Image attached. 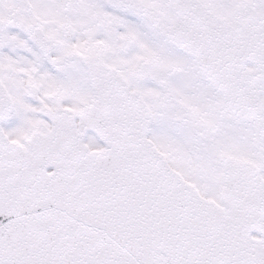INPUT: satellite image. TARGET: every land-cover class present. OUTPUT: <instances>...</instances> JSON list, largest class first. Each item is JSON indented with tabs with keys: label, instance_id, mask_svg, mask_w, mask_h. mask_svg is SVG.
I'll list each match as a JSON object with an SVG mask.
<instances>
[{
	"label": "snow or ice",
	"instance_id": "6c2138e0",
	"mask_svg": "<svg viewBox=\"0 0 264 264\" xmlns=\"http://www.w3.org/2000/svg\"><path fill=\"white\" fill-rule=\"evenodd\" d=\"M0 264H264V0H0Z\"/></svg>",
	"mask_w": 264,
	"mask_h": 264
}]
</instances>
